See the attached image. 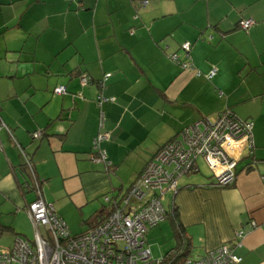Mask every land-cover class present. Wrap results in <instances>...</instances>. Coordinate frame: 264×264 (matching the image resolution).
I'll return each instance as SVG.
<instances>
[{"label":"crops","instance_id":"obj_1","mask_svg":"<svg viewBox=\"0 0 264 264\" xmlns=\"http://www.w3.org/2000/svg\"><path fill=\"white\" fill-rule=\"evenodd\" d=\"M243 18L254 21L247 30ZM184 41L201 76L169 56L183 57ZM109 72L107 167L91 150L96 81ZM84 74L94 81L83 83ZM226 107L254 121L255 150L242 153L235 182L187 174L163 198L171 192L199 254L227 243L238 264H264V0H0V222L10 227L0 250L10 247L5 237L30 239L28 159L45 200L65 220L79 215L86 231L110 211L104 196L130 187L161 145ZM238 229L246 232L239 245Z\"/></svg>","mask_w":264,"mask_h":264},{"label":"built area","instance_id":"obj_2","mask_svg":"<svg viewBox=\"0 0 264 264\" xmlns=\"http://www.w3.org/2000/svg\"><path fill=\"white\" fill-rule=\"evenodd\" d=\"M252 24V19L240 22L244 28ZM182 47L189 51L191 44L186 41ZM169 56L179 62L176 53ZM182 65L186 67L185 63ZM82 81L87 82V77ZM55 92L65 93L66 87L58 86ZM107 137V133H100L95 140L99 161H106L102 142ZM252 149L253 123L237 118L229 109L213 122L207 118L195 122L185 129L181 139L162 146L128 189L117 196L106 195L105 201L110 206L108 216L77 235L71 233L54 206L46 202L35 180L38 195L27 206L35 238L16 237L13 247L0 250V264H160L152 257L146 233L166 218L163 203L166 188L176 191L178 180L194 171L199 156L210 164L216 186H230L236 180L242 153ZM244 234V229L235 232L238 245ZM241 260L234 245L223 243L204 256L188 258L181 264H237Z\"/></svg>","mask_w":264,"mask_h":264},{"label":"trees","instance_id":"obj_3","mask_svg":"<svg viewBox=\"0 0 264 264\" xmlns=\"http://www.w3.org/2000/svg\"><path fill=\"white\" fill-rule=\"evenodd\" d=\"M242 20H246V18L244 19H240L239 20V23H238V25H239V27L240 28H242V29H245V30H247V29H249L250 27H248V28H244V27H242L241 25H240V22L242 21ZM254 22V21H253ZM186 41H184L181 45H180V50H181V52L183 53V57H181V55L178 53V52H175L177 55H178V58H179V62H175V61H173L172 59V61L174 62V63H176V64H178L179 66H181L183 69H194V70H196V74H197V76H201L203 73L200 71V70H198L196 67H195V65H194V62H193V59H192V54H191V50H192V47H193V43L192 42H190V41H188V42H190V44H191V47H190V50L189 51H185L184 49H183V47H182V45L185 43ZM175 53H171V54H175ZM182 63H185L186 64V67H184L183 65H182ZM213 71V70H212ZM212 71H211V73L208 75L207 74V77H211L213 74H212ZM109 74V76H107ZM111 75H112V73L111 72H109V73H106L105 75H104V77L103 78H101V79H98L97 81H96V83H97V85H98V87H99V89H100V91H99V93H98V95H97V98H96V102H97V104H98V106H99V108H100V121H99V128H100V130H99V132L94 136V138H93V146H92V150H91V152L92 153H95L96 154V157H94V159L96 160L97 159V157H98V155H99V153H98V149L96 148V146H95V140H96V138L99 136V134L100 133H107L108 134V137H107V139L105 140V141H103L102 142V144H103V148L105 149V151H106V161H102V162H104L105 164H106V166L107 167H109L110 166V161L108 160V157H107V150H106V148H105V142L109 139V133H108V131H106V130H104V128H105V124H106V120H107V114H106V111L104 110V108H103V106H104V104L106 103V102H112V101H114L115 99H114V97H110V96H107L106 94H104L103 93V90L106 88V86H107V80L111 77ZM84 76H86L87 77V82H85V83H91V82H93L94 80H92V78L90 79L89 78V76L88 75H83L82 77H81V79L84 77ZM58 86H65V85H58ZM58 86H56V87H58ZM66 87V86H65ZM55 90V89H54ZM66 92H67V87H66ZM65 92V93H66ZM65 93H62V94H65ZM102 99H104V100H102ZM99 100L100 101H102V103H100L99 102ZM226 109H229L232 113H233V115H235L237 118H239V119H241V120H244V121H249V122H252L253 123V129H254V121L253 120H251V119H243V118H240L239 116H237L236 115V113L231 109V108H229V107H226V108H224L223 110H221L219 113H218V115H217V118H218V116L223 112V111H225ZM203 119H206V118H201V119H199V120H196V121H194V122H191V123H189V124H187V125H185L183 128H182V130L178 133V135L177 136H175L174 138H172L171 140H169V141H167L166 143H164L163 145H161L159 148H158V150L162 147V146H164L165 144H167V143H169V142H171V141H174V140H179V139H181V137H182V134H183V132L185 131V129L187 128V127H189L191 124H193V123H195V122H198V121H201V120H203ZM37 133V132H36ZM40 134L38 135V136H40V135H42L43 134V132L42 131H40L39 132ZM34 135H35V133H34ZM38 136H36L35 135V137H38ZM17 141H15V143H16ZM18 145V147L20 148V150H21V152H22V154L24 153L23 152V150L21 149V147H20V145L19 144H17ZM255 148V141H254V134H253V149H252V153H254V149ZM2 150H3V144H2ZM157 150V151H158ZM157 151H156V153H157ZM250 152V153H251ZM155 153V154H156ZM155 154L153 155V157L151 158V159H149L148 161H147V163L150 161V160H152L153 158H154V156H155ZM198 159V158H197ZM196 159V160H197ZM29 162V163H28ZM28 162H25L24 164H23V171L25 172V182H23V184H22V186L24 187V189H31V190H34L35 192H36V189H37V187H36V185H35V180H37L38 182H39V184H40V189H41V192H42V196H43V186H44V181L42 180V178H40V177H38L37 175H36V173H35V169H34V167L32 166V162L30 161V159H28ZM146 163V164H147ZM146 164H145V166H146ZM196 165H197V162H196ZM196 165H194L193 167L195 168L194 169V171L193 172H195L197 169H196ZM145 166L143 167V169H142V171H141V173L143 172V170H144V168H145ZM140 173V174H141ZM192 173V172H191ZM140 174L138 175V177L140 176ZM188 174H190V173H188ZM137 177V178H138ZM136 178V179H137ZM135 179V180H136ZM134 182V181H133ZM178 187V186H177ZM128 189V188H127ZM167 190H168V188H166V191L164 192V194H166V192H167ZM177 191V190H176ZM37 192H36V197H37ZM118 195V194H117ZM117 195H115V196H117ZM106 196V195H105ZM105 196H104V200H105ZM44 198V197H43ZM45 199V198H44ZM35 200V199H34ZM33 200V201H34ZM47 202V201H46ZM48 203V202H47ZM49 204H52V203H49ZM53 205V204H52ZM56 210V209H55ZM56 212H57V210H56ZM102 212H103V210L102 211H99L98 213H97V215H101L102 214ZM110 212V211H109ZM109 212L107 213V215H105V218L108 216V214H109ZM58 213V212H57ZM59 214V213H58ZM105 214V213H104ZM60 215V214H59ZM61 216V215H60ZM63 217V216H62ZM104 218V219H105ZM168 218H171L172 220H173V224H174V229H175V235L177 234V236L179 237V239H181V244H180V246L179 247H175V248H171V250H169V252L162 258V259H157L158 261H159V263L160 264H166V262H171L172 264H181L183 261H185L186 259H188V258H192L191 257V253H192V251H193V245H192V243H191V240H190V238L188 237V235L186 234V231H185V228H184V226H183V224L181 223V221H180V219H179V215H178V207L175 205V203L174 202H172L171 204H170V206H169V208H166V218H165V220L166 219H168ZM63 219H64V217H63ZM64 221L66 222V220L64 219ZM164 221V220H163ZM162 221V222H163ZM101 222V221H100ZM99 222V223H100ZM162 222H160L158 225H160ZM67 223V222H66ZM98 224V223H97ZM96 225V224H95ZM95 225H93V226H95ZM157 225V226H158ZM67 226H68V228H69V225L67 224ZM93 226H91V227H93ZM155 227V226H154ZM9 226H6V225H4L3 223H1L0 222V235L1 234H3L4 232H7L8 230H9ZM70 229V228H69ZM88 230V229H87ZM71 231V230H70ZM148 231H149V229H148ZM85 232V231H84ZM72 233V232H71ZM83 233V232H82ZM73 234V233H72ZM245 234H246V232H245ZM245 234H244V236H245ZM74 235H77V234H74ZM243 236V237H244ZM18 237V236H17ZM242 237V238H243ZM28 240H30V239H28ZM242 240V239H241ZM240 240V241H241ZM151 250V249H150ZM235 253L237 254V255H239L238 253H237V251H236V249H235ZM206 254V253H205ZM205 254H203V255H200L199 257H202V256H204ZM239 256H241V255H239ZM198 257V258H199ZM242 257V256H241ZM242 259H243V257H242ZM156 260V259H155ZM242 261V260H241ZM240 261V262H241ZM239 262V263H240ZM238 264V263H237Z\"/></svg>","mask_w":264,"mask_h":264},{"label":"rangeland","instance_id":"obj_4","mask_svg":"<svg viewBox=\"0 0 264 264\" xmlns=\"http://www.w3.org/2000/svg\"><path fill=\"white\" fill-rule=\"evenodd\" d=\"M197 164H199V167L201 168V170L199 172L190 173L191 176L192 175H198V174H202V175H206V176H210V177L212 176L213 172H212L211 166L204 157L199 156L197 159ZM188 176L189 175L184 174L182 176V178H180L179 180L183 181ZM169 193H171V192H168L167 195L163 198V203H164L166 208H167L168 204L171 203V201H170L171 195ZM77 212H78V210H77ZM29 219H30V217H29ZM67 221H68L69 225L70 224H76V227H77V231H75L76 234H80V233L84 232V230L87 228V224H85L82 221V218H79V215H78V217L76 215H74V216L70 217V219ZM30 222L32 225V229L30 230V232L28 233L27 236L31 240H33L35 238V230H34V226H33L31 219H30ZM4 241L9 242L10 247H3L2 250L8 249V248H11L14 246L15 240L12 237H10V238L5 237ZM146 241H147V245L151 249L153 258L156 260L162 259L169 252V250H171V248L179 247L181 244V239H179L177 234L175 235L174 224H173V220L171 218L164 220L158 226L150 227V230L146 233ZM200 255H203V254H199L197 252V250L195 248H193V251L191 253V257L198 258Z\"/></svg>","mask_w":264,"mask_h":264}]
</instances>
